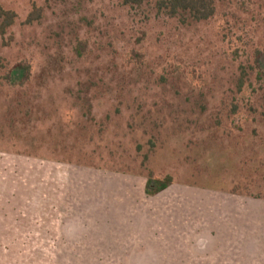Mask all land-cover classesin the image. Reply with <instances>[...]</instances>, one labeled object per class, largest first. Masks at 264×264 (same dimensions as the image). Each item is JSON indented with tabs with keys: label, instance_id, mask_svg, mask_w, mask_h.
<instances>
[{
	"label": "rangeland",
	"instance_id": "rangeland-1",
	"mask_svg": "<svg viewBox=\"0 0 264 264\" xmlns=\"http://www.w3.org/2000/svg\"><path fill=\"white\" fill-rule=\"evenodd\" d=\"M123 1L0 0L16 15L0 32V198L31 222L12 264H108L95 248L116 223L223 228L228 206L239 244L264 245V0H213L200 22ZM149 176L171 185L149 198ZM48 215L58 236L40 233Z\"/></svg>",
	"mask_w": 264,
	"mask_h": 264
},
{
	"label": "crops",
	"instance_id": "crops-1",
	"mask_svg": "<svg viewBox=\"0 0 264 264\" xmlns=\"http://www.w3.org/2000/svg\"><path fill=\"white\" fill-rule=\"evenodd\" d=\"M18 162L17 160L11 161L8 168ZM5 163L8 162L0 160V168ZM10 171L6 172L7 177ZM12 183L14 182L8 179L5 181V192L10 190ZM24 183L17 181L16 186L17 189H23L21 191L23 195L25 194ZM144 186L145 184L142 186L143 193ZM203 198L183 201L185 206L188 205L192 211L200 212L206 208ZM219 199L215 200L218 211L221 210L222 205V201ZM10 205H16V207L10 208ZM24 205L22 197H15L11 192L10 196L0 198V238H7L5 244H2V240H0V264H12L8 259V254L14 252V244L11 243L13 238L31 235V222L24 213ZM228 207L229 217L225 220V223L228 222V226L222 225L223 228L211 226V228L193 230L187 228L166 229L162 230L164 233H160V229L159 231L148 229L145 233L142 229H133V231L124 229L122 232L124 226L116 223L114 226L112 225L116 229L107 230L104 233V238L98 240V246L95 249L104 253L108 264H264L263 244L261 245L253 237H248L242 244H239L236 229L239 213L236 208ZM213 214L217 217L218 212H213ZM217 219L223 220L219 217ZM249 220L244 219V222ZM52 222L53 219L50 215L43 218L40 233H44L45 236H58V233L64 230H62L60 221L57 222L55 219ZM21 223L23 228L20 227ZM51 223L56 226L54 229H52ZM72 230V228H68V231ZM180 231H183L182 234ZM71 235L78 237V232ZM22 247L24 246L22 245ZM57 247L60 245H54L56 252L58 251Z\"/></svg>",
	"mask_w": 264,
	"mask_h": 264
},
{
	"label": "trees",
	"instance_id": "trees-1",
	"mask_svg": "<svg viewBox=\"0 0 264 264\" xmlns=\"http://www.w3.org/2000/svg\"><path fill=\"white\" fill-rule=\"evenodd\" d=\"M154 1L159 12H164L170 17H177L185 20V16L193 21H204L214 14L213 0H124L126 6H140L144 2ZM41 12L34 9L28 16L25 24L30 25L40 19ZM16 15L13 12L5 11L0 7V32L5 33L7 29L14 25ZM171 185L170 178L165 181L153 180L150 176L147 178L146 194L154 196Z\"/></svg>",
	"mask_w": 264,
	"mask_h": 264
},
{
	"label": "flooded vegetation",
	"instance_id": "flooded-vegetation-1",
	"mask_svg": "<svg viewBox=\"0 0 264 264\" xmlns=\"http://www.w3.org/2000/svg\"><path fill=\"white\" fill-rule=\"evenodd\" d=\"M146 184H147V181H146V183H145V186H144V193H145V195L147 196V197H149V198H155V197H157L159 194H161V193H163V192H165L166 191V189H168V188H166L164 191H162L161 193H159V194H157V195H154V196H148L147 194H146ZM109 264H112V263H109Z\"/></svg>",
	"mask_w": 264,
	"mask_h": 264
}]
</instances>
